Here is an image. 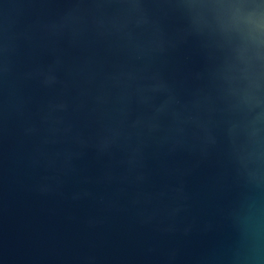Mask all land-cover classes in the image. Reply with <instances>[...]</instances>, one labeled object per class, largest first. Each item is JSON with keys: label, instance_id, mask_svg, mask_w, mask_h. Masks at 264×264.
I'll list each match as a JSON object with an SVG mask.
<instances>
[{"label": "water", "instance_id": "obj_1", "mask_svg": "<svg viewBox=\"0 0 264 264\" xmlns=\"http://www.w3.org/2000/svg\"><path fill=\"white\" fill-rule=\"evenodd\" d=\"M0 264H264V0H0Z\"/></svg>", "mask_w": 264, "mask_h": 264}]
</instances>
